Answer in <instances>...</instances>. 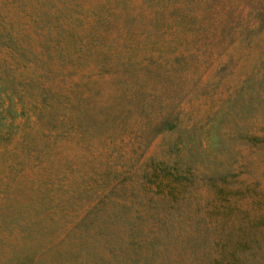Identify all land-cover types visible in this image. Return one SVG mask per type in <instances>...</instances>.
<instances>
[{
    "label": "rangeland",
    "instance_id": "rangeland-1",
    "mask_svg": "<svg viewBox=\"0 0 264 264\" xmlns=\"http://www.w3.org/2000/svg\"><path fill=\"white\" fill-rule=\"evenodd\" d=\"M0 16L25 106L0 143V264H72L106 239L113 264H264V0H0Z\"/></svg>",
    "mask_w": 264,
    "mask_h": 264
},
{
    "label": "trees",
    "instance_id": "trees-1",
    "mask_svg": "<svg viewBox=\"0 0 264 264\" xmlns=\"http://www.w3.org/2000/svg\"><path fill=\"white\" fill-rule=\"evenodd\" d=\"M0 20L3 23L2 16H0ZM0 39L5 40L4 45L8 46L11 50L20 51L19 41L15 40L6 30L0 31ZM21 85L22 82L15 74L0 72V143L10 138L11 126H13L18 117L25 115V106H23L21 101V93L17 89ZM14 217L17 220L16 223H21V216L19 214L14 215ZM20 227L23 231L28 232L24 224H20ZM119 249L120 247L114 241L110 242L106 239L102 244V253L100 256L89 252L90 254L77 258L78 261L72 259L69 262L72 264H113L124 259L120 258ZM5 264H37V261L32 258L31 254L18 253L12 260L7 261ZM127 264L129 263L127 262Z\"/></svg>",
    "mask_w": 264,
    "mask_h": 264
}]
</instances>
